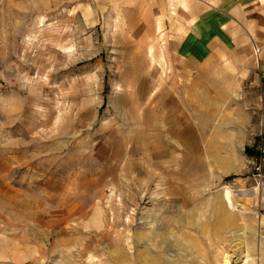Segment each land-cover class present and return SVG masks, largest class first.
I'll use <instances>...</instances> for the list:
<instances>
[{"label": "crops", "instance_id": "obj_1", "mask_svg": "<svg viewBox=\"0 0 264 264\" xmlns=\"http://www.w3.org/2000/svg\"><path fill=\"white\" fill-rule=\"evenodd\" d=\"M79 4L89 49L98 52L89 86L101 101L83 126L87 137L73 144L88 152L84 163L68 174L60 166L43 173L41 195L33 194L42 228L69 234L78 222L93 230L103 224L106 190L135 202L138 187L158 188L192 203L194 195L238 177L257 135L264 0ZM102 83L110 85L103 90ZM12 194L20 206L31 203L24 189Z\"/></svg>", "mask_w": 264, "mask_h": 264}, {"label": "rangeland", "instance_id": "obj_2", "mask_svg": "<svg viewBox=\"0 0 264 264\" xmlns=\"http://www.w3.org/2000/svg\"><path fill=\"white\" fill-rule=\"evenodd\" d=\"M79 1L0 0V264H224L232 251L241 264H264V77L257 135L238 177L192 203L158 188L138 187L135 202L106 190L93 230L42 228L41 177L84 163L88 152L73 144L87 137L101 101L89 86L98 52L80 26ZM16 187L30 193L28 206L12 197Z\"/></svg>", "mask_w": 264, "mask_h": 264}, {"label": "bare ground", "instance_id": "obj_3", "mask_svg": "<svg viewBox=\"0 0 264 264\" xmlns=\"http://www.w3.org/2000/svg\"><path fill=\"white\" fill-rule=\"evenodd\" d=\"M241 256H242L241 251H232V254H230L225 258L224 264H241ZM243 264H249V263L248 261H246Z\"/></svg>", "mask_w": 264, "mask_h": 264}, {"label": "built area", "instance_id": "obj_4", "mask_svg": "<svg viewBox=\"0 0 264 264\" xmlns=\"http://www.w3.org/2000/svg\"><path fill=\"white\" fill-rule=\"evenodd\" d=\"M254 52L257 58L260 57L261 48L253 41Z\"/></svg>", "mask_w": 264, "mask_h": 264}, {"label": "trees", "instance_id": "obj_5", "mask_svg": "<svg viewBox=\"0 0 264 264\" xmlns=\"http://www.w3.org/2000/svg\"><path fill=\"white\" fill-rule=\"evenodd\" d=\"M248 152H249V151L247 150V154H248Z\"/></svg>", "mask_w": 264, "mask_h": 264}]
</instances>
